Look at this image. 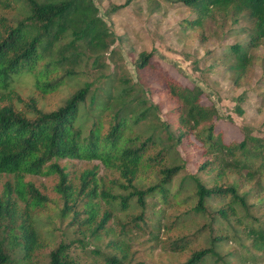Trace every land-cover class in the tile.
Wrapping results in <instances>:
<instances>
[{"label": "trees", "instance_id": "16d2710c", "mask_svg": "<svg viewBox=\"0 0 264 264\" xmlns=\"http://www.w3.org/2000/svg\"><path fill=\"white\" fill-rule=\"evenodd\" d=\"M175 1L195 12L177 23L180 31L202 26L213 11L230 12L235 21L239 15L251 21V27L233 30L231 35L247 32V41L223 46L221 51L222 57L233 55L231 69L245 70L249 51L264 40V0ZM0 6L16 10L15 16L0 15V94H8L21 73L32 75L34 87L43 93L72 81L79 86L51 111L37 108L32 100L28 115L11 105L0 106V175L14 177V184L7 182L0 195V264H33L45 245L51 247L46 264H79L74 254L78 251L99 257L96 264H124L126 254L121 252L131 239L128 232L157 239L160 226L152 218L156 213L152 203L158 197L163 203L172 199L192 203L181 215L191 216L195 231L172 240V251H183L193 244L192 239L204 237L202 248L180 264L231 263L238 259L237 251L225 252L224 246L232 239L240 243L243 260L264 262V227L253 223L254 204L249 203L264 192L263 138L245 127L240 141L226 143L216 130L222 116L213 103L203 101L202 88L152 63L153 51L138 55L135 70L141 79L135 83L114 73L94 89L90 82L81 83L84 70L75 67L91 59V65L105 70L106 64L99 60L116 38L95 0H0ZM150 93L160 101L152 102ZM244 99V94L237 97L238 102ZM161 105L168 106L165 119L158 114ZM235 109L243 113L239 104ZM184 144L191 153H199L202 161L194 173L179 177L185 164L177 148ZM66 159L99 160L116 169L122 181H113L109 187L95 181L85 191L88 178L94 175L87 171L76 190L58 164ZM144 170L153 171L147 183L139 174ZM50 173L58 176L56 188L63 200L55 217L62 222L70 216L66 228L74 227L78 233L57 243L53 223L35 212L46 207L48 199L32 182L23 181L26 175ZM242 180L252 182L251 186L242 189ZM16 197L25 207H19ZM101 203L106 209L100 210ZM257 203H262V197ZM116 212L129 213L130 219L108 238L110 251L103 253L96 242L109 235L107 222ZM199 219L204 222L195 226ZM91 243L94 246L88 248Z\"/></svg>", "mask_w": 264, "mask_h": 264}, {"label": "rangeland", "instance_id": "374dc122", "mask_svg": "<svg viewBox=\"0 0 264 264\" xmlns=\"http://www.w3.org/2000/svg\"><path fill=\"white\" fill-rule=\"evenodd\" d=\"M125 0H95L99 13L106 22L108 29L115 34V41L109 49L102 55L100 62L106 64V69L101 70L98 66L91 65V59L85 65L76 66L77 71H83L81 83L90 82L92 89L99 85L103 86L106 75L110 73L116 76L125 75L135 83L140 77L135 70V62L141 52L153 51L152 63L165 71H170L176 75H183L187 82L196 84L203 90V101L206 104L213 103L221 114V119L216 123V130L220 131L226 143L240 141L244 134V128L249 127L252 135L264 139V40L258 47L249 51L250 61L242 72L231 69L233 55L222 57V47L235 42L245 43L248 33L231 36L233 30L248 28L252 22L242 15L235 21L230 12L224 14L222 11H213L204 20L202 26L193 30L180 31L177 23L195 12L193 9L183 6L175 0H131L129 4L117 12L111 11L115 5L124 3ZM0 15L11 17L16 15V10L0 6ZM64 67H61V73ZM33 76L28 73H21L14 78L12 90L8 94H0V106L11 105L15 110L28 115V104L34 101L37 108L43 111L56 109L61 103L70 96L77 88L75 81L64 85L62 88L51 92L43 93L33 85ZM80 82V81H77ZM148 83V82H147ZM147 85V84H146ZM101 91H99L100 93ZM245 95L243 101L238 102L237 97ZM149 98L152 102L158 103L160 99L155 93H150ZM240 105L243 113L239 114L235 107ZM168 106L161 105L158 110L160 118H167L164 112ZM103 131L106 130L105 123ZM176 127L173 124V128ZM195 144L196 141L193 139ZM178 151L182 156L184 168L179 172V177L185 174L194 173L202 157L197 152L191 153L190 146L187 144L179 145ZM197 151V149H196ZM58 164L65 168L68 173V181L78 190L81 186V177L87 171H94V175L88 178L85 191L94 182L111 186L113 181H122L119 172L105 166L99 160H59ZM154 169H157L154 168ZM153 171H140V175L145 178L146 183L153 177ZM202 178L205 174H200ZM23 181H30L43 194L48 203L46 207L35 210L38 217L43 221L53 223L55 232V243L66 235L72 237L78 234L74 227L66 228L70 216L64 221L55 217V210L62 205L63 200L57 191L56 185L58 176L54 173L45 175H26ZM14 184L12 175H0V195L3 193L6 183ZM242 189H247L252 182H241ZM14 196L15 193H13ZM82 197V196H81ZM262 197V203L258 204V198ZM17 199L19 207H25V203ZM153 199V198H152ZM158 202L152 203L155 215L152 216L160 226L157 239L154 240L150 235L142 232H128L131 239L124 245L126 254L123 258L124 264H180L189 255L205 244L204 237L192 239L193 244L183 251H172L170 242L181 236H191L195 231L191 216L184 217L191 206V202L182 200H169L163 203L158 197ZM251 211L255 215L253 223L264 227V192L254 196L249 200ZM213 206H216L212 203ZM106 205L101 203L100 210L106 209ZM81 210V208H80ZM178 216V218H177ZM130 219L129 213H113L108 220L107 226L111 230L109 235L103 236L96 242L98 248L107 253V240L114 232L120 231L123 222ZM252 221V219H251ZM204 219H199L195 226H200ZM245 234V233H244ZM243 237L245 235H242ZM249 243V241H247ZM94 246L92 243L88 248ZM225 252L237 251L238 259L233 258L231 263L219 261L217 264H264L259 259L255 262L243 260L244 252L238 240L232 239L224 246ZM51 250L50 245H45L34 257L33 264H46L47 254ZM74 252L78 254L79 264H96L101 259L95 258L91 253L84 251ZM252 253H256L251 250ZM119 256L122 254L117 252ZM215 264V263H210Z\"/></svg>", "mask_w": 264, "mask_h": 264}]
</instances>
